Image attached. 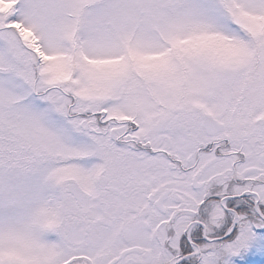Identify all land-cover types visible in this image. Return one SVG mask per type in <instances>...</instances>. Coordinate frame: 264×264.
<instances>
[{
  "label": "snow or ice",
  "instance_id": "snow-or-ice-1",
  "mask_svg": "<svg viewBox=\"0 0 264 264\" xmlns=\"http://www.w3.org/2000/svg\"><path fill=\"white\" fill-rule=\"evenodd\" d=\"M0 264H264V0H0Z\"/></svg>",
  "mask_w": 264,
  "mask_h": 264
}]
</instances>
